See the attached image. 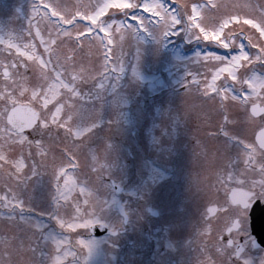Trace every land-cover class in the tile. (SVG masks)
I'll return each instance as SVG.
<instances>
[{"label":"rangeland","instance_id":"1","mask_svg":"<svg viewBox=\"0 0 264 264\" xmlns=\"http://www.w3.org/2000/svg\"><path fill=\"white\" fill-rule=\"evenodd\" d=\"M216 1L219 5L212 7L208 0H161L171 12L177 11L176 8L172 7L173 4L184 5L180 14L185 21L191 15L193 4L202 5L196 22L201 24L210 35L224 19H230V23L224 28L220 39L223 40L224 36L231 35L234 45H240L239 40L244 41V37L248 36V33L238 25L237 21H241V19L236 16L238 14L240 16V13L243 15L244 12L240 11H244V9L264 11V8L260 5L263 0ZM34 2L42 3L43 0H0V41H2L0 42V64L11 65L15 63L23 65L26 63L31 66L32 61H28L25 55H21L26 51L24 45L27 44H35L37 55L43 54L45 60L49 58V55L44 52V46L40 44V39H34L37 30L36 25L39 26L41 35L45 40L49 39L50 29V25L40 21L38 16L33 19L32 6ZM105 2L106 0H60V3L67 6L70 12H75L79 8L81 13L85 11L92 12L96 5H102ZM222 6L227 7L223 8ZM228 11H230V14ZM113 12H115V9H108L104 14L97 17L98 22L105 20ZM140 12L146 19H150L152 24L156 23V18H153L151 13H143L142 9H140ZM122 18L120 17V19ZM29 20H32L33 25L31 36L28 35ZM256 20L258 21L259 18L257 17ZM128 22H132L130 15ZM86 23H88L87 20L83 21L81 27ZM152 24H149V28L152 27ZM115 28L116 25H114L111 33L115 38L114 43L109 49L98 51L95 46L88 47L85 41L84 50L82 52L77 50L75 59L66 65L69 71L74 69L77 74L84 77L76 82L77 90L82 97H71L70 90L67 92L66 89L61 88H67L68 86L61 84L54 86L49 99L45 100L44 103L46 105L50 103L48 107L54 112L55 107L59 106L57 100H66L67 103H65L60 113L59 119L61 120L67 118L68 104H74V111L78 113L74 116V121L89 123L92 119L98 117L99 128L96 135L87 140L85 142L87 146L82 147L78 153L80 166L76 169L67 168L68 175L77 181L78 185L68 204H71L73 199H78L83 206L85 197L79 194V187L87 181L88 189L92 192L93 198L99 197L102 201L100 221L111 223L114 221L116 213L115 201L117 199L122 200L129 217L127 226L122 225V228L127 227L129 230L123 237L130 239L135 232V223L141 225L151 218L147 217L146 219V216L143 215L144 207L152 201L160 203L159 196L151 191L155 184L162 186L163 181L169 178L168 172L170 169H168V166L176 158L171 148V136L168 135L170 132L178 134V136L183 134L189 140L200 138L205 151L207 153L213 151L215 162L219 166L225 163L228 155L233 151L239 158V164L243 171L251 170V166L248 164L247 156L249 152L247 150L242 149L239 144L235 145L234 149L229 150L227 143L216 136V132L223 127L225 132L233 130L234 136L239 137L237 139L246 140L247 136L240 135L242 124L233 125L235 117H239L241 123V117L244 115L239 104L231 101L229 97L224 105H220L219 98L212 102L202 96L204 84L206 81H211L217 65L216 61L206 60L203 57L206 51L218 54L220 47L216 46L215 43L209 45L206 44L207 42L195 40L184 33L166 37L162 41H157L152 35L143 33L140 35L138 42L126 38L121 45L119 42L120 34L115 31ZM141 31L143 32V29ZM193 31L199 32V29H193ZM84 35H87V33L85 32ZM101 35H108V33H101ZM53 38H55V33H53ZM209 38L205 37V39ZM211 38L215 39V37ZM9 45H19V50H17V47ZM69 46L67 44L61 45L59 41L57 45H52L54 49L53 64L56 63L57 55L61 57V63H64V57L71 55L68 51ZM222 49L225 50L224 53L218 55L229 54L227 49ZM104 51L111 52L108 71L102 69ZM198 53H201L199 58L196 57ZM231 54L235 55L237 53L233 52ZM121 64L122 70L120 71ZM219 66L223 67L224 65ZM2 68L0 66V88L5 84ZM81 68L84 69L83 72L80 71ZM8 71L11 76L8 81L10 84L12 80L16 79L17 69L9 67ZM18 71L23 72V67H20ZM27 75L32 76L30 68ZM105 76L108 78L104 79ZM225 78H228L229 82L228 73L222 74L220 80L223 81L220 84L216 82L217 85H222ZM64 79L66 81L71 80L68 71L64 72ZM101 81L104 83V87L99 89L98 84ZM194 81H198L199 86ZM180 85L187 86V88L181 89ZM13 95H15L14 103L10 102L9 97L5 95L0 97V104L4 103L6 109L9 107V103L29 104L39 109L41 117L47 115V110H44V112L40 106L42 100L40 102L31 98L30 92L20 96L17 90ZM211 95L215 94L212 93ZM185 113L187 114L185 115ZM225 117H227V120ZM50 119L49 116V121ZM2 120L0 118V122ZM169 123L171 124L170 128L167 127ZM15 139V137H12V140ZM0 142L4 144L3 140H0ZM65 143L70 142L65 140L64 130L52 126V134L45 143L46 150L51 146L47 156L48 166L39 169L41 175L28 184L26 191L21 196V199L24 200L23 210L0 208V259L4 260L5 264H40L41 260V264H48L46 258L50 261V257H53L55 263L57 257L61 260L66 256L67 250H57V245L54 244V241L60 237V232L65 234L69 229L67 226L62 229L56 222L55 202L53 200L55 186L50 182L53 157L59 158L61 151L65 148ZM107 144L110 147L106 153ZM89 149L96 155L95 162L92 161L91 154H88L87 160L85 158V154L88 153ZM21 150L27 162L31 163L28 153L31 150L35 154L36 149L34 147L29 149L25 145L21 149L18 143L11 144L10 157L18 156ZM35 159L39 163L41 157L35 155ZM55 163H59V159H56ZM93 167L95 170H93ZM112 180L124 187L119 196L111 186L110 181ZM220 182L223 183L221 178ZM63 183L62 179L61 186H63ZM12 187L15 188L14 183H12ZM8 193L9 188L0 179V196ZM60 203L65 204L63 200ZM182 207L183 205L175 199H168V202L163 205V208L170 213H174ZM66 208L67 206L61 209V215L64 219L69 218L66 214ZM187 210L192 211L193 208L189 206ZM231 210L237 209L233 208ZM228 213L223 212V217L218 215L216 218L219 219V223L217 224H212V221L210 223L204 221L203 224L196 225L199 223L197 214H187V217L180 218L178 221L174 219L170 221L182 236H190L191 229L195 228L198 231L201 230L200 236H202L211 227H221L223 219L227 222L225 218ZM238 213L243 214L244 212L239 211ZM8 215L19 218L32 228L25 225L12 226L11 222L6 223L4 216ZM167 220L169 219L167 218ZM155 222L159 226L163 223V220L160 222L155 219ZM242 226L246 231L235 233L234 239L244 238L245 241L253 239L247 230L246 224L244 223ZM164 228L165 226L162 227V229ZM10 230H13V233L6 234ZM210 236L211 233H209ZM13 237L15 238L13 239ZM205 238L203 236L204 240ZM215 238L213 250L219 249L216 251L215 259L212 258L211 262L232 264L229 256L233 252L224 250V243L220 242L217 236ZM110 240L114 241L115 239L111 238ZM188 240L189 237L186 242L182 239L179 244L172 241L169 249L172 254H168V260L175 257L179 260V264H192ZM5 241L8 242L7 246ZM103 243L107 248V243L104 240ZM175 247L179 248L178 251L174 249ZM60 250H62L61 253ZM210 251L212 254L211 247ZM89 252L94 260V257L98 255L99 248L93 244V246H90ZM127 252L129 263L134 264L130 255L131 250L127 249ZM257 255L245 254L238 263L243 264V260L246 259L250 264H264V253L261 252ZM155 263L163 264L162 254L157 255ZM111 264H116L115 260Z\"/></svg>","mask_w":264,"mask_h":264},{"label":"snow or ice","instance_id":"2","mask_svg":"<svg viewBox=\"0 0 264 264\" xmlns=\"http://www.w3.org/2000/svg\"><path fill=\"white\" fill-rule=\"evenodd\" d=\"M172 7L176 8L177 11L171 12L161 0H106L102 5H96L92 12L85 11L81 13L79 8L75 12H70L67 6L60 3V0H43L42 3L34 2L32 6L33 19L38 16L40 21L50 25L48 40L43 38L38 25L35 26L37 30L34 39H40V44L44 46V52L49 55V58L45 60L43 59V54L37 55L35 44H27L24 45L26 51L21 53V55H25L28 61H32L31 66L26 63L23 65H17L15 63L11 65L0 64L4 68L3 77L5 80L4 86L0 88V97L7 95L10 102L14 103V92L18 90L20 96H24L30 92L31 98L39 100L40 102L42 100L40 106L43 111L47 110V115L42 119H37L35 123H19L15 125L9 123L6 127H0V140H4V144H0V179L9 188L7 195L0 196V208L23 210L24 200L21 199V196L26 191L28 184L34 178L41 175L39 169L47 168L48 166L47 156L51 146L47 150L45 149V132L50 133L52 126H55L57 129H63L65 140L70 143H65V148L61 151L59 158L53 157L54 162L50 173V182L55 186V194H53L55 219L62 229L66 226L74 232L76 229H83L84 232H76L78 237L77 244L83 249L90 250V244L83 237L89 230L95 228L100 223L102 201L99 197L93 198L92 192L88 189V182L85 181L84 185L79 187V194L85 197L83 206L78 199H73V202L68 204L72 193L77 190L78 185L77 181L68 175L67 168L76 169L80 166L78 153L82 147L87 146L85 142L96 135L99 128L98 117L92 119L89 123L74 121V116L78 113L74 111V104H68L67 118L61 120L59 119L60 113L67 101L57 100L59 106L55 107L54 112L48 107L50 103L46 105L44 101L49 99L54 90V86L61 84L68 86L67 88H61L66 89L67 92L70 90L71 97H82L81 93L77 90L76 82L84 77L77 74L74 69L69 71L66 65L75 59L77 50L81 52L84 50L85 41L88 47L95 46L98 51L109 49L115 39L111 34L114 25H116L115 31L120 34L119 42L121 45L126 38L138 42L140 35L143 33L152 35L157 41H162L166 37L184 33L195 40L207 42L206 44L211 45L215 43L218 47L234 50L237 53L235 55L231 53L228 55H218L212 51L205 52L203 58L216 61L217 65L211 81H206L204 84L202 96L212 102H215L219 98L220 105H224V102L229 100L230 97L231 101L239 104L240 110L244 113L243 122L245 124L250 123L253 119L256 120L257 117H261L262 121H264V112H259V114L253 112L254 107H261L259 102H264V95H262L264 93V68L258 74L255 67H244L242 64V62H246L248 65H255L256 63L264 65V44L258 46L257 43L253 42L252 37L245 36L244 39L248 40L249 48H258L255 54L249 55L243 43L238 47L234 45L231 35L224 36L223 40L220 39L224 28L230 23V19H224L219 27L215 28L210 35L201 24L196 22L199 10L203 7L202 5H192L191 15L188 16L187 21L180 14L184 5L173 4ZM212 7H216V5L213 4ZM108 9H115V12L105 20L98 22L97 17L104 14ZM140 9H142L143 13H151L152 17L156 18V23L152 24L150 19H146L140 12ZM129 15L132 18L131 23L128 22ZM120 17L123 18L120 19ZM85 20L88 23L83 24V27H81L82 22ZM243 23L259 30L260 37H264V14L261 15L258 21L245 19ZM149 24H152L151 28H149ZM29 25L28 35L31 36L33 27L32 20H29ZM122 29L123 31H121ZM141 29H143V32ZM193 29H199V32L193 31ZM85 32L87 35H84ZM53 33H55V38H53ZM101 33H108V35H101ZM206 36L210 38L205 39ZM211 37H215V39ZM58 41L61 45H70L68 51L71 55L64 57V63H61V57L57 55L56 63L53 64L52 56L54 55V49L52 45H57ZM9 46H15L19 50V45ZM196 57H201V53H198ZM110 59L111 52L104 51L102 61L103 71H108V62ZM219 65L224 66L220 67ZM9 67L17 69L15 73L16 79L12 80L10 84L8 83L11 79L8 71ZM20 67H23V72L18 71ZM29 68L32 71V76L27 75ZM119 70H122V64ZM65 71L69 72L71 80L66 81L64 79ZM80 71L83 72L84 69L81 68ZM223 73H228V77H230L232 83H229L228 78H225L224 83L218 86L216 82ZM107 78V76L104 77V79ZM194 83H197L199 86L198 81H194ZM103 87L104 83L101 81L98 84V88L102 89ZM212 93L215 95H211ZM249 103L252 105L250 112L248 109ZM49 116L51 118L50 121ZM225 119L227 120V117ZM221 131H223V127H221ZM5 137L8 139H5ZM12 137L16 139L12 140ZM10 141L11 144L18 143L21 149L25 145L29 149L34 147L36 149L35 154L31 150L28 153V158L32 162H27L22 150L18 156L10 157L9 153L4 150L6 145L11 147ZM236 142L239 143V140ZM252 143L255 144V142ZM109 147L110 145L107 144L106 153ZM88 154H91V159L95 162V153L89 149L88 153L85 154L86 160ZM35 155L41 157L39 163L36 161ZM56 159H59V163H55ZM86 166L88 165L86 164ZM93 170H95L94 167ZM62 179L64 181L63 186H61ZM12 183L15 184V188L12 187ZM61 200L65 202L64 205L60 203ZM225 205L229 206L225 207L221 205L220 211L227 213L230 210L227 193L225 194ZM65 206H67L66 214L69 217L68 219H64L61 215V209ZM4 219L6 223L11 222L12 226L25 225L32 228L19 218H14L11 215L4 216ZM241 231H246L242 225L235 229L236 233H240ZM228 234L232 247L235 248V258L239 259L241 256V247L234 240H231L232 233L229 232ZM7 243L5 241L6 246ZM62 243L63 241L56 242L57 250H59ZM69 254L76 255L75 252L65 253V255ZM0 264H5V261L0 259ZM55 264H60L59 257H57ZM243 264H249V261L245 259L243 260Z\"/></svg>","mask_w":264,"mask_h":264},{"label":"flooded vegetation","instance_id":"3","mask_svg":"<svg viewBox=\"0 0 264 264\" xmlns=\"http://www.w3.org/2000/svg\"><path fill=\"white\" fill-rule=\"evenodd\" d=\"M202 2V1H201ZM209 4L212 6L219 4L215 0H208ZM260 5L264 8V0L261 1ZM226 8L227 6H222ZM259 13H256V12ZM230 14V11H228ZM243 15L236 16L241 21H237L238 25L246 30L249 37H252L253 42L264 44V37H260L259 30L252 28L251 25L244 24L245 19H253L257 21L256 18L260 19L261 15L264 14L263 10L256 9H244ZM243 16V18H242ZM256 17V18H255ZM247 36V35H246ZM237 37V36H236ZM240 44L245 45V50L249 55H253L258 51V48H249L248 40L240 41ZM236 46V45H235ZM239 44L237 45V47ZM235 52L232 50V53ZM244 67H255L256 72L259 74L264 68V65L256 63L255 65H248L246 62H242ZM242 74V70H241ZM229 83H232L231 79ZM182 87V86H181ZM264 95V93H262ZM261 107L255 108L256 113L264 112V102H259ZM251 103L248 105V109ZM2 106L0 110V118L3 119L0 122L1 127H6L8 123L6 122L5 116L11 106L4 108V103L0 104ZM250 112V111H249ZM44 117V116H43ZM41 113L39 111V119H42ZM239 117H235L233 122L234 126L242 124L241 136L246 137L245 141L237 139L239 137L234 136L233 130L225 132L219 129L216 132V136L224 140L228 149H234V146L239 144L242 149L247 150L248 153V164L251 166V170H242L239 164V158L234 153V151L228 155L225 163L219 166L215 162L214 153L211 151L207 153L203 147L202 140L200 138H191L189 140L183 134L179 135L170 132L168 135L171 136V148L174 151L176 158L173 163L168 166L169 178L163 181L162 186L155 184L152 189V193H156L159 196L160 203L157 201H152V203L147 204L142 211L143 215L151 217L147 219L146 223H135V232L133 237L130 239H125L123 236L129 231L127 227H123V219L119 213H115L114 221L109 223V221H104L100 223L110 225L112 230H117L116 234H105V235H93L89 232L83 237L90 246L96 245L99 248L98 255L93 257L89 250L81 248L77 244L76 232H84L83 229H76L75 232L69 229L67 233L60 232L61 235L55 241H63L59 248L66 249V253L75 252L76 255H66L60 260V264H111L114 260L116 264H128V252L127 249L131 250V256L134 264H156L155 260L157 255H163V264H179V260L173 257L168 260V254H172L169 249L171 247V242L174 241L179 244L180 240L187 241L190 246V260L192 264H216L217 262H211V259L216 257L215 247V237L220 242L224 243V250H229L232 255L229 256L230 262L232 264H240L238 261L245 255L249 254L258 256L261 252L264 253V249L260 247H255L252 244V240L245 241L244 238L234 239L235 229L240 227L244 223L247 226L248 232L249 228V217H248V207L247 204L252 202L254 199L264 198V121L261 117H257L256 120L253 119L250 123L245 124L242 121L240 123ZM171 124L169 125V128ZM260 132V133H259ZM227 133V135H225ZM259 133V134H258ZM52 131L48 133L45 132L44 142L46 143L48 138H50ZM29 135H31L29 133ZM167 135V136H168ZM169 138V136H168ZM243 139L242 137H240ZM5 139H8L5 137ZM239 140V143L236 141ZM252 142H255L253 144ZM4 143V140H3ZM10 143V142H9ZM1 144V142H0ZM5 151L9 153L11 147L5 146ZM210 158V161H209ZM220 178L223 183L220 182ZM242 188L245 189L244 197L237 200L235 197H231L230 192L232 189ZM228 194V199L230 202V210L228 215L221 222V227L215 228L211 227L204 235L200 236V231L198 229H191L190 236H182L176 226L172 225L171 221L173 219L178 221L180 218L187 217V214H197L199 223L203 224L204 221L212 224L219 223V219L216 217L218 215L224 216L223 212L220 211V206L225 207V194ZM163 199V200H162ZM168 199H175L177 202L181 203L183 207L174 213H170L163 208L165 202ZM191 206L192 211L187 210V207ZM236 208L237 210H231ZM185 209V210H184ZM246 209V210H245ZM243 211V214L238 213ZM167 218L169 220H167ZM155 219L162 221L159 226L156 224ZM170 224V225H168ZM195 225V226H196ZM127 226V225H125ZM165 226L164 229L162 227ZM202 229V228H201ZM229 232L232 233L231 240H234L236 244L241 247V256L239 259L235 258V248L232 247V243L229 240ZM209 233L211 236L209 237ZM205 236V240L203 239ZM114 238L115 240H110ZM103 240L107 243V248L103 243ZM212 249V254L210 251ZM57 248V247H56ZM178 251L179 248L175 247ZM181 249V248H180ZM223 250V251H224ZM62 250H60V253ZM227 252V251H226ZM176 256V253L174 254ZM127 262V263H126ZM42 260L40 261V264ZM46 263L55 264L54 258L50 257V261L46 258ZM131 264V263H129ZM250 264V263H249ZM253 264V263H252Z\"/></svg>","mask_w":264,"mask_h":264},{"label":"water","instance_id":"4","mask_svg":"<svg viewBox=\"0 0 264 264\" xmlns=\"http://www.w3.org/2000/svg\"><path fill=\"white\" fill-rule=\"evenodd\" d=\"M37 116V113L34 109H32L28 105L17 104L13 106L11 111L8 114V118L11 119V124H19V123H28L33 122ZM117 190L120 191L121 188L116 186ZM239 194L238 191L235 193ZM117 207L124 215V222L127 221V215L123 210V206L120 202L117 203ZM250 216V228L251 233L256 238L254 240V244L257 246L264 247V200H256L252 204H250L249 210ZM96 232V234H102L105 232H110V230L103 224H98L95 228L91 229Z\"/></svg>","mask_w":264,"mask_h":264}]
</instances>
